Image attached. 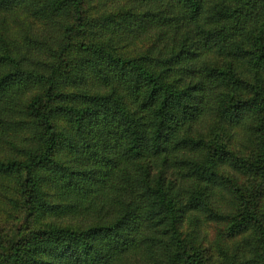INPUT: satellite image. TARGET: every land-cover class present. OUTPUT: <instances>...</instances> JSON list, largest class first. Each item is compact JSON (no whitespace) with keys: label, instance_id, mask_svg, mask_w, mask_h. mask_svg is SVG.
Returning <instances> with one entry per match:
<instances>
[{"label":"trees","instance_id":"obj_1","mask_svg":"<svg viewBox=\"0 0 264 264\" xmlns=\"http://www.w3.org/2000/svg\"><path fill=\"white\" fill-rule=\"evenodd\" d=\"M0 264H264V0H0Z\"/></svg>","mask_w":264,"mask_h":264},{"label":"rangeland","instance_id":"obj_2","mask_svg":"<svg viewBox=\"0 0 264 264\" xmlns=\"http://www.w3.org/2000/svg\"><path fill=\"white\" fill-rule=\"evenodd\" d=\"M5 119L6 120H9L11 122V124L8 126V125H4L2 124L1 128L6 131L8 130L10 127H14L13 130H10V131H13L14 133H18L19 132V126H18V113L15 109H12V110H8L7 109V112L5 114ZM26 124H29V123H26ZM31 133L32 132H29L28 128L20 131V134H21V137H22V140H23V149L27 152V149L31 148L34 146V140L31 138ZM113 191V190H112ZM50 199L53 200V203H56L54 197H52L50 195ZM51 214H42L40 213L38 216L35 217V219H37L38 221H44L46 220Z\"/></svg>","mask_w":264,"mask_h":264}]
</instances>
